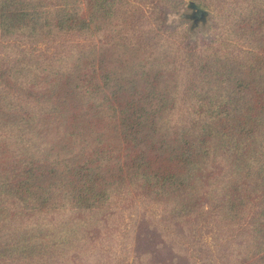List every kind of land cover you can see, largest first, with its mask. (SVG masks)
<instances>
[{
  "label": "trees",
  "instance_id": "obj_1",
  "mask_svg": "<svg viewBox=\"0 0 264 264\" xmlns=\"http://www.w3.org/2000/svg\"><path fill=\"white\" fill-rule=\"evenodd\" d=\"M133 1L158 21L184 0H0V264H82L71 236L95 241L135 197L165 209L161 264H200L182 235L210 224L230 264H264V0L223 4L202 50L164 43L159 21L130 31ZM108 20L106 46L26 48L91 39ZM104 47L131 77L109 95ZM65 211L62 240L27 233Z\"/></svg>",
  "mask_w": 264,
  "mask_h": 264
},
{
  "label": "rangeland",
  "instance_id": "obj_2",
  "mask_svg": "<svg viewBox=\"0 0 264 264\" xmlns=\"http://www.w3.org/2000/svg\"><path fill=\"white\" fill-rule=\"evenodd\" d=\"M235 1L184 0L176 10H171L167 8L168 6H161L162 9L161 7L157 9L160 10V14L157 17L159 22L153 21L155 15L153 5L150 2L138 4L133 1L131 4L137 7L138 10L135 15L130 16L133 22L130 23L129 30L132 31V28H139L142 31H148L150 28L155 27L156 22H158L157 32L165 37L164 43L168 42L174 48L188 46L202 50L216 38L222 28V16L218 12L220 7L223 4ZM193 5L205 11V15L196 17V10ZM111 33V24L108 20L104 22L99 32L94 34L91 39L70 35L49 44L38 43L32 46L27 44L26 48L36 53H51L64 44L77 46L89 44L90 42H102L106 46L110 41ZM105 48L109 47H104L103 52L104 72L108 75L106 80L109 82L110 87L101 88L103 92L109 95L122 80H129L131 77L121 75L120 72L115 73L111 69L110 57L115 55L116 51ZM4 53L5 51L0 48V57H4ZM181 64H177V66L181 68L182 66L184 68L187 67V65L182 63V58ZM170 72L169 70L166 73L170 74ZM190 77H193L191 73ZM173 78L174 76L165 77L167 80ZM103 82L104 80L101 79L98 83L102 85ZM61 112L66 113L67 111ZM77 114L80 115L79 113ZM164 212L165 209L161 205L137 197L125 206H120L118 203L114 215H111L107 220V227L102 228L99 232L100 236L95 241L83 243L84 236L81 231L71 236L75 242L85 244V246L78 249L76 260H83L82 264H161L169 256L164 253V250H158V254H152V245L157 242L160 243L161 238L163 242V237L168 238L173 235V231H170L168 235L164 236L166 233L165 229H167V225L162 221ZM72 214L74 213L72 212ZM71 216L73 217V215ZM71 216L66 211L55 213L53 216L46 217L43 220L40 230L29 228L27 233H35L37 236L46 237L45 239L56 238L62 240V237L68 232ZM162 227L164 229L160 230ZM104 228L106 229L104 230ZM186 235H190L189 243H194L190 247L194 249L196 257L202 255V259L196 260L197 263L199 261L200 264H230L225 252L229 253L231 246H227L228 241H221L224 235L213 224L198 228L197 231L195 228L188 230L182 236L185 238ZM172 244L174 249L182 247L181 242L179 244L177 241H173ZM159 246H162L161 243ZM180 260L183 264L184 260ZM191 260L193 258L190 261L186 260V263L194 264Z\"/></svg>",
  "mask_w": 264,
  "mask_h": 264
},
{
  "label": "water",
  "instance_id": "obj_3",
  "mask_svg": "<svg viewBox=\"0 0 264 264\" xmlns=\"http://www.w3.org/2000/svg\"><path fill=\"white\" fill-rule=\"evenodd\" d=\"M193 8L196 10L195 16L200 17L205 15V11L199 9L197 6L193 5Z\"/></svg>",
  "mask_w": 264,
  "mask_h": 264
}]
</instances>
